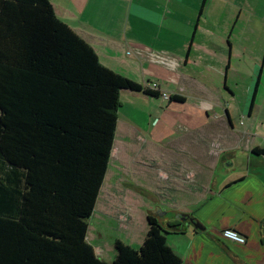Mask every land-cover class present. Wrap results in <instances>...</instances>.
Here are the masks:
<instances>
[{
	"label": "crops",
	"instance_id": "obj_1",
	"mask_svg": "<svg viewBox=\"0 0 264 264\" xmlns=\"http://www.w3.org/2000/svg\"><path fill=\"white\" fill-rule=\"evenodd\" d=\"M49 1L56 17L93 49L102 66L141 87L155 83L161 92L180 98L165 101L159 95L152 97L142 91H120L117 111L125 104L128 109L126 118L116 113L109 161L110 164L114 156L119 169L121 161L131 160L139 155L136 151L140 147L148 146L156 147L160 161L169 164L171 159L164 152L175 146L178 149L175 152L182 155L179 165L182 168L190 165L189 171L196 173L191 186H175L173 192L165 183L152 186L148 183L145 189L148 195L158 188L170 192V196H181L184 202L190 198L198 200L197 210L191 209L187 202L176 204L180 200L169 203L162 218L149 209L145 211L144 220L147 221L148 216L155 218L163 230L170 253L179 264H264V156L251 153L253 149H264V145L249 143L245 150L254 157L240 159L237 163L233 160L234 150L239 147L236 139L250 136L255 127L246 125L239 137L232 133L229 103L235 94L228 86L232 75L233 79H238L248 70L253 74L257 69L254 101L264 71L261 49L264 44L257 42L259 57H248L243 42L248 29L246 21L253 25L256 20L264 22V0H253L254 3L252 0ZM251 5L254 7L247 11ZM258 34L261 36V31ZM165 61L175 64L167 66L163 64ZM253 101L247 115L246 110L241 109L246 118L251 117ZM162 104L167 108L153 112L155 106ZM219 111L224 114L217 113ZM153 114L156 117L150 125L155 129L148 141L141 134L140 123L145 119L150 121ZM215 117L218 122L213 125L210 118ZM117 132L119 140H116ZM174 133H192L184 149L181 142L178 145L179 138ZM198 133L203 134V138L199 139ZM162 142L166 143L164 147ZM214 145L220 150L216 155H213ZM136 158L132 160L134 163ZM223 164L234 172L216 174ZM241 165L243 170L236 171ZM162 195L157 196L162 198ZM178 214L196 219L204 229L190 231L191 224L176 219ZM224 229L237 231L244 236L245 243L240 245L223 239L221 231ZM145 231L140 242L147 228ZM168 235L181 237L171 236L170 239ZM87 237L88 230L86 240L89 242Z\"/></svg>",
	"mask_w": 264,
	"mask_h": 264
},
{
	"label": "trees",
	"instance_id": "obj_2",
	"mask_svg": "<svg viewBox=\"0 0 264 264\" xmlns=\"http://www.w3.org/2000/svg\"><path fill=\"white\" fill-rule=\"evenodd\" d=\"M122 90L158 97L102 66L49 0H0V264H179L150 216L111 262L86 240Z\"/></svg>",
	"mask_w": 264,
	"mask_h": 264
},
{
	"label": "rangeland",
	"instance_id": "obj_3",
	"mask_svg": "<svg viewBox=\"0 0 264 264\" xmlns=\"http://www.w3.org/2000/svg\"><path fill=\"white\" fill-rule=\"evenodd\" d=\"M252 3H254L253 0ZM253 7V5L248 6L247 11H249V8ZM262 14L264 13L262 12ZM253 23L254 25L251 22L250 24L248 21L245 22V28L248 29L246 30L247 32L245 34L243 44L247 48L248 57H259V44H264V22L263 20H256ZM242 25L243 22L241 23V26ZM253 27L256 28V31H254ZM259 31H261V36L258 34ZM257 42H259V44ZM261 49L262 52H264V47ZM251 73L252 71L248 70L247 74L239 76L238 79H233L234 76L232 75V79H230L228 82L230 91L235 94V98L231 99L232 102L229 103V111L231 115L230 126H232V133L237 134L239 137L238 134H240V132L245 129L246 125L249 126V124H251L252 127H255L250 136H245L243 139H236L239 143V147L234 150L235 155L233 156V160L235 163H237V161L239 162L240 159L243 161V159L247 160L249 156H252L245 150V147L248 146L249 143H255L259 146L264 145V71L261 84L257 88L254 101L252 99L257 85L256 77L258 76L259 72L257 69H254L253 74ZM234 82H238V84L235 85ZM228 95L231 94L228 93ZM243 98H245L244 102ZM246 99L247 104L245 106ZM155 101L159 103V101ZM252 101L253 109L251 117L246 118L244 116L245 114L241 113V109H245L247 115L249 105ZM163 108H167L166 104H162L160 107L155 106L153 112L161 111ZM127 109L128 106L125 104L124 107L117 111V113L119 112L120 118H126ZM144 111L147 112L148 108H145ZM217 113L224 114V111H219ZM154 115L155 114H153L150 121L146 122L145 119L144 123H140L142 127L141 134H144L148 141H150V137H152V130L155 129L151 127V122L154 120V117H156ZM223 117H221V119H223ZM130 119L135 120L136 118ZM210 120L213 121V125L218 122V118L216 119V117L214 120L212 118H210ZM136 123H139V120H137ZM222 124L225 125L223 122ZM229 131H231L230 128ZM200 133H198L199 139L203 138V134ZM174 134L176 138H179L178 145H180L181 142V149H184L187 139L191 138L192 133ZM119 138L120 135L119 132H117L116 140H119ZM131 138L132 136H129V139ZM159 145L160 144L157 146ZM162 145L164 147L166 143L162 142ZM217 146L218 145H214L213 147V155H216L220 152ZM172 147L173 148L171 150L167 149L164 152L171 159L169 164L165 163V161H163V163L160 161L158 157L160 152L159 150L156 152V147L148 146H145V148L140 147V150L136 151L139 154L136 156L137 158L132 157L131 160L124 159L121 161L118 166L119 169L117 168V159L114 156L112 157V161L110 162L105 175V179L101 187L94 211L88 220L87 239L94 248L99 259L105 262H111L113 260V254H115V240H120L134 249H139L141 247L143 242H140V238L146 232L145 228L148 230V223L146 219L144 220L145 211L147 209L153 211L157 216L162 218L167 209H169L167 207L168 204L175 203L176 200H180L177 201L176 204L187 202L189 206L191 205V209L193 210H197L200 207L199 203H197L198 200L193 198H190L184 202L181 200L183 199L181 196H170V192L159 191L158 188H155L154 191H152L153 193L149 194L150 196L147 194L148 191L145 190L148 183L149 186L165 183V185L170 186L169 188H171L173 192V190H176L175 186H177V188L178 186L188 187L191 186L193 183L192 181L196 180V173L194 174V171L193 173L192 171H189L190 165L185 166V168H182L179 165V162L182 160V155H179L178 152H175L176 150L178 151L175 146ZM137 148L139 147H134V149ZM116 150L117 149L114 151L116 152ZM201 152L202 151L200 150V153ZM135 158L136 160L134 163L132 160ZM197 163L200 164V162ZM222 166L218 167L216 174L228 175L234 172V170H232L228 165L223 164ZM114 167H116L115 171ZM243 168L244 166L241 165L236 171H242ZM200 178L201 176H199V180ZM171 182H173L172 185L169 184ZM158 194L164 195H162L163 197L160 198V196H157ZM193 220H195L197 224L203 228L200 222H198L196 219ZM192 229H195L193 225H191L190 231ZM171 236L181 237V235H168V238L171 239Z\"/></svg>",
	"mask_w": 264,
	"mask_h": 264
},
{
	"label": "built area",
	"instance_id": "obj_4",
	"mask_svg": "<svg viewBox=\"0 0 264 264\" xmlns=\"http://www.w3.org/2000/svg\"><path fill=\"white\" fill-rule=\"evenodd\" d=\"M164 61V60H163ZM163 64L167 66H173L175 63L172 61H165ZM146 88L152 92H157L158 95L165 101H170L173 94L167 93V92H161L157 84H149L146 86ZM221 236L223 239L228 240L230 242L236 243V244H244L245 238L240 233L233 229H224L221 231Z\"/></svg>",
	"mask_w": 264,
	"mask_h": 264
},
{
	"label": "water",
	"instance_id": "obj_5",
	"mask_svg": "<svg viewBox=\"0 0 264 264\" xmlns=\"http://www.w3.org/2000/svg\"><path fill=\"white\" fill-rule=\"evenodd\" d=\"M176 219H178L180 221H187L188 223H190L191 225H193L195 229H197L199 231H202L203 230V228L200 225H198L195 220H193V219H191V218H189V217H187L185 215L178 214L176 216Z\"/></svg>",
	"mask_w": 264,
	"mask_h": 264
}]
</instances>
